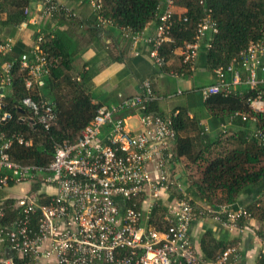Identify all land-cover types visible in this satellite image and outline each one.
<instances>
[{
    "label": "built area",
    "instance_id": "built-area-1",
    "mask_svg": "<svg viewBox=\"0 0 264 264\" xmlns=\"http://www.w3.org/2000/svg\"><path fill=\"white\" fill-rule=\"evenodd\" d=\"M90 3L94 11L101 7V0ZM167 3L172 4L170 0ZM40 4L47 15L60 10L70 13L58 0H40ZM171 14L166 8L153 36L121 30L133 46L139 40L148 46V57L157 68L163 65L159 47L170 39ZM216 32L215 22L210 16L204 17L197 25L193 41L181 49L182 64H193L202 40ZM42 41V36L37 38L31 59L26 54L19 59L20 67L27 71L24 81L27 90L40 85L41 78L50 73L52 60L40 49ZM12 48L10 40L0 42V86L10 83L13 62L2 58ZM239 67L250 88L264 83V40L250 44L227 67L214 69L216 83L200 88L202 98L221 90L229 93L230 85L241 81ZM171 74L178 76L176 72ZM227 74L231 76L230 83L225 80ZM157 100L150 82L145 80L139 94L118 104L99 106L74 142L53 145V158L46 167L11 160L12 145L16 142L28 146L30 141L18 134L8 135L0 128V264H12L14 256L26 259L27 264H238L241 261L237 246L227 247L214 261H205L196 253L189 236L192 222L210 218L228 231H242L251 217L240 205L211 208L193 205L188 196L169 199L175 190L171 172L175 114L162 116L149 111L148 105ZM22 105L29 113L26 119L31 126L39 125L48 131L55 124V105L48 99L29 95ZM249 105L255 111H263L260 94ZM123 113L136 116L138 130L128 128ZM9 119L10 114L2 113L0 124ZM255 136L264 145V136L258 132ZM159 200L166 206L163 219L167 226L162 231L147 224L153 204ZM6 201L12 202L16 214L3 224ZM256 264H264V241Z\"/></svg>",
    "mask_w": 264,
    "mask_h": 264
},
{
    "label": "trees",
    "instance_id": "trees-1",
    "mask_svg": "<svg viewBox=\"0 0 264 264\" xmlns=\"http://www.w3.org/2000/svg\"><path fill=\"white\" fill-rule=\"evenodd\" d=\"M170 1L172 5L184 11L181 14H171L170 39L159 47V56L163 59L161 69L167 66L174 50L178 48L181 51L186 43L193 41L197 25L206 16H210L215 22L217 32L206 35L198 55L201 51L206 68L212 72L238 60L250 44L264 40V0ZM9 3L13 7L12 11H6L10 21L15 24L27 22L26 10L29 0H1L0 17L4 10L2 7ZM165 10L166 0H101L100 9L93 10L92 32L98 36L101 33L100 25L103 23L111 24L120 31L128 29L132 33L142 32L149 23H155L156 30L159 18ZM58 14L72 17L71 13L64 10L55 11L50 16ZM126 40L130 42L129 38ZM39 47L47 54V58L52 60V66L49 75L43 76L40 85H35L31 90L25 88L24 81L28 75L27 71L20 67L19 59L22 54L31 59L33 48L27 50L24 46L15 44L11 53L2 58L3 61L13 62V69L9 85L0 86V115L7 112L11 116V119L0 124V128L8 135L18 134L25 141H30L28 146L15 142L9 151L11 160L46 167L53 158V145L74 142L80 131L92 121L100 105L92 103L93 98L88 91L87 85L92 74L86 71L79 73V76H73L71 52L57 33L43 36ZM179 57L180 70L188 71L194 63L182 64L181 53ZM239 71L241 82L237 86L230 85L229 93L221 90L218 94L203 99L211 116L220 118L215 133L216 139H220L219 142L229 141L230 135L227 137V134L232 131V126L240 127L241 131L231 134V139L235 142L233 149L225 153L224 150L217 152L213 157L210 154L204 157L209 147L204 126L199 124L198 119L189 118L183 109L172 118V127L176 133L171 146L172 167L182 159L191 164H198L197 161L201 159L206 162V166L194 181L187 177L184 187L190 195H187V192H176L174 186L175 190H172L170 197L188 196L193 205L199 206L204 201L211 208L240 205L248 211L251 218L262 224L264 145L259 142L255 133L264 136V110L255 111L249 104L258 94L264 103V83L252 89L246 84V75L240 67ZM225 80L230 83L231 76L227 74ZM29 95L34 99L41 96L55 105L56 121L48 131L39 125L31 126L26 119L29 113L23 107L22 100ZM155 102L148 105L149 111L152 112ZM37 187L34 186V190ZM242 194L258 197L250 203L240 204L238 198ZM11 204L12 202H5V217L1 220L3 224L16 214ZM165 213L166 206L163 201H156L148 219V226L159 231L165 230ZM260 237L264 241V225L261 226ZM227 247V243L214 238L211 230H206L200 238L201 258L205 261H214ZM12 264H27V260L14 256Z\"/></svg>",
    "mask_w": 264,
    "mask_h": 264
},
{
    "label": "crops",
    "instance_id": "crops-1",
    "mask_svg": "<svg viewBox=\"0 0 264 264\" xmlns=\"http://www.w3.org/2000/svg\"><path fill=\"white\" fill-rule=\"evenodd\" d=\"M72 14L67 18L62 15H47L43 13L40 0H29L27 6V22L15 24L7 17L6 11L13 7L4 4L0 17V42L10 40L15 44L30 50L36 46L40 36L57 33L63 44L68 46L72 56L73 76L81 72H90L88 91L92 95V103L98 105H114L124 98H129L141 92L143 81L150 82L153 93L158 100L152 106V112L162 116L176 114L180 109L186 110L189 118L199 120L208 135V152L204 157L217 155V152L233 149L235 142L231 134L241 131L239 126H232L229 141L219 142L215 133L220 118L211 116L200 94V88L216 83L212 70L206 68L201 51L193 66L188 70H180V49L174 50L173 55L163 69L157 68L148 57V46L139 40L136 46L127 41L122 31L111 24L100 25L101 33L96 36L92 32L94 23L93 8L90 0H58ZM1 2V0H0ZM1 8V6H0ZM166 8L176 14L184 10L169 5ZM6 22V23H5ZM143 36H152L155 33V23H149L142 31ZM69 53V52H68ZM176 72L178 76L171 73ZM241 82V81H240ZM239 82V83H240ZM238 83V84H239ZM234 84V85H238ZM264 110V109H263ZM123 113L129 129L138 130L135 115ZM129 120H132L131 122ZM134 121V122H133ZM224 139V138H223ZM228 143V144H227ZM198 164H191L182 159L171 168L175 181L176 192H187L184 184L190 170L198 169L199 173L206 166L204 160ZM190 195V192L186 193ZM171 196V195H170ZM260 196V195H259ZM257 196L242 194L238 202L250 203ZM169 199H172L171 197ZM170 202L172 200H169ZM199 205L206 206L203 201ZM254 218L247 221L245 229L228 231L210 218L198 219L192 222L189 236L196 253L201 257L200 238L206 230H211L216 240H222L227 246H237L241 252V261L238 264H256L263 240L260 237L261 226Z\"/></svg>",
    "mask_w": 264,
    "mask_h": 264
},
{
    "label": "rangeland",
    "instance_id": "rangeland-1",
    "mask_svg": "<svg viewBox=\"0 0 264 264\" xmlns=\"http://www.w3.org/2000/svg\"><path fill=\"white\" fill-rule=\"evenodd\" d=\"M130 122L132 121V120H129ZM134 122V121H133ZM227 137H229V134H227ZM226 138V137H225ZM228 144V143H227ZM198 176H199V171H198V169L196 170V169H193V170H190V172H189V175H188V177H191V179H192V181H194L196 178H198ZM24 187V186H23ZM199 206H201V205H199ZM206 206H208V205H206ZM205 206V207H206ZM202 207V206H201ZM204 207V206H203ZM45 264V263H44Z\"/></svg>",
    "mask_w": 264,
    "mask_h": 264
},
{
    "label": "water",
    "instance_id": "water-1",
    "mask_svg": "<svg viewBox=\"0 0 264 264\" xmlns=\"http://www.w3.org/2000/svg\"><path fill=\"white\" fill-rule=\"evenodd\" d=\"M2 93V89H0V94ZM9 253V252H8ZM7 255H9V254H7Z\"/></svg>",
    "mask_w": 264,
    "mask_h": 264
}]
</instances>
